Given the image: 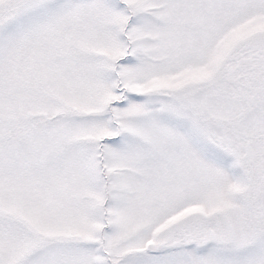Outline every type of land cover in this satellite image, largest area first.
I'll list each match as a JSON object with an SVG mask.
<instances>
[{"label":"snow or ice","instance_id":"obj_1","mask_svg":"<svg viewBox=\"0 0 264 264\" xmlns=\"http://www.w3.org/2000/svg\"><path fill=\"white\" fill-rule=\"evenodd\" d=\"M0 264H264V0H0Z\"/></svg>","mask_w":264,"mask_h":264}]
</instances>
